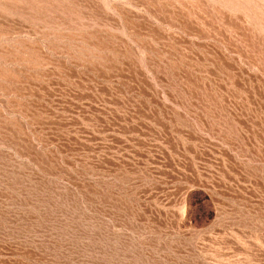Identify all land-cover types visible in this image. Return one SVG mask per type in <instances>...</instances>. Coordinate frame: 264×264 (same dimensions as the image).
I'll use <instances>...</instances> for the list:
<instances>
[{"label":"rangeland","instance_id":"rangeland-1","mask_svg":"<svg viewBox=\"0 0 264 264\" xmlns=\"http://www.w3.org/2000/svg\"><path fill=\"white\" fill-rule=\"evenodd\" d=\"M0 264H264V0H0Z\"/></svg>","mask_w":264,"mask_h":264}]
</instances>
